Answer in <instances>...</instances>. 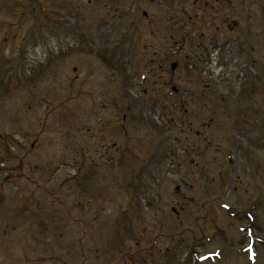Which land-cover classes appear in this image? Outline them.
<instances>
[{
	"label": "rangeland",
	"instance_id": "rangeland-1",
	"mask_svg": "<svg viewBox=\"0 0 264 264\" xmlns=\"http://www.w3.org/2000/svg\"><path fill=\"white\" fill-rule=\"evenodd\" d=\"M216 1L0 0V264H264V0Z\"/></svg>",
	"mask_w": 264,
	"mask_h": 264
}]
</instances>
